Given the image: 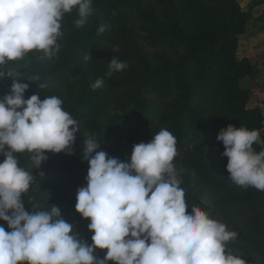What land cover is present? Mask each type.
Returning a JSON list of instances; mask_svg holds the SVG:
<instances>
[{
    "label": "rangeland",
    "instance_id": "374dc122",
    "mask_svg": "<svg viewBox=\"0 0 264 264\" xmlns=\"http://www.w3.org/2000/svg\"><path fill=\"white\" fill-rule=\"evenodd\" d=\"M240 4L92 0V15L82 27L75 25V9L62 18L55 57L34 50L7 62L3 70L10 77L5 72L0 78V98L10 93L12 79H20L29 85L25 99L55 95L79 123L72 154L45 152L47 159L35 169L29 153L17 154L35 181L21 197L25 210L31 212L35 205L50 211L56 205L76 235L91 245L90 219L75 210L77 190L86 186L89 169L82 158L86 136H95L109 156L130 162L133 146L151 141L164 128L177 141L173 163L188 209L199 206L236 232L226 248L245 264H264V191L229 179L228 158L221 155L225 149L217 140L230 124L259 130L264 140L262 78L253 59L237 52L248 21L239 15ZM102 24L106 28L99 33ZM112 58L126 62L127 68L109 77ZM34 76L39 80L27 79ZM99 78L103 87L93 90ZM253 148L259 152L261 145ZM0 226L9 231L6 222L0 220ZM106 252L97 249V257L103 259Z\"/></svg>",
    "mask_w": 264,
    "mask_h": 264
},
{
    "label": "clouds",
    "instance_id": "9594fccd",
    "mask_svg": "<svg viewBox=\"0 0 264 264\" xmlns=\"http://www.w3.org/2000/svg\"><path fill=\"white\" fill-rule=\"evenodd\" d=\"M73 9L79 17L75 25L82 27L92 15V0H0V78L7 62L34 50L55 57L63 36L61 20ZM105 28L100 25L98 32ZM126 68V62L112 58L107 75ZM19 80L12 79L10 93L0 98V220L9 229L0 226V264H245L226 248L236 232L199 206L188 209L173 163L177 141L164 128L151 141L134 145L130 162L109 156L95 136H86L82 158L89 169L86 186L77 190L75 210L90 219L91 245L76 235L56 205L50 211L35 205L26 211L21 197L35 181L17 154L29 153L34 169L47 159L45 152L72 154L79 123L55 95L25 99L29 85ZM103 84L99 78L92 88ZM217 140L225 149L221 155L228 158L229 179L264 191L260 131L230 124ZM254 144L261 145L259 152ZM97 249L107 250L103 259Z\"/></svg>",
    "mask_w": 264,
    "mask_h": 264
},
{
    "label": "crops",
    "instance_id": "0c3cea01",
    "mask_svg": "<svg viewBox=\"0 0 264 264\" xmlns=\"http://www.w3.org/2000/svg\"><path fill=\"white\" fill-rule=\"evenodd\" d=\"M256 1L258 2L254 3ZM240 2V10H249L250 16L246 32L238 40L237 52L253 59L255 69L262 78L261 85L264 89V1L240 0Z\"/></svg>",
    "mask_w": 264,
    "mask_h": 264
},
{
    "label": "trees",
    "instance_id": "16d2710c",
    "mask_svg": "<svg viewBox=\"0 0 264 264\" xmlns=\"http://www.w3.org/2000/svg\"><path fill=\"white\" fill-rule=\"evenodd\" d=\"M259 1H264V0H259ZM258 1L254 2V3H257ZM253 3V4H254ZM239 15L242 16V18L245 20V19H248V17L250 16V11L249 10H246V11H241L239 10ZM241 31H239V34H242L244 32V30H242V32L240 33ZM197 41V40H196Z\"/></svg>",
    "mask_w": 264,
    "mask_h": 264
}]
</instances>
